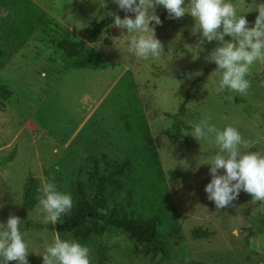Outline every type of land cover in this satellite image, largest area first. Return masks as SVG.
<instances>
[{"label":"rangeland","instance_id":"1","mask_svg":"<svg viewBox=\"0 0 264 264\" xmlns=\"http://www.w3.org/2000/svg\"><path fill=\"white\" fill-rule=\"evenodd\" d=\"M34 1L48 12L50 21L0 70V84L13 90L6 110L0 112V222L17 215L24 221L22 228L49 224L38 214V204L32 209L24 204V184L31 176L54 180L60 190L72 194L74 201L72 182L88 155L112 154L105 132L115 129L116 124L115 112L104 105L95 110L94 117L93 113L82 117L81 110L90 104L82 99L85 81L92 75L101 77L100 81L92 79L89 90L104 89L103 97L107 87L127 71L133 74L151 127L176 220L161 228L171 247L167 261L160 256L153 259L142 245L116 228L84 242L73 233L62 237L56 230L32 225L24 230L31 241L30 250L35 252L29 253L28 264H43L40 254L54 232L86 245L91 264H264V202H253L251 194L241 191L228 206L217 209L204 191L211 179L210 165L200 164L214 154L212 143L185 135L192 124L210 117L218 127L235 125L252 143L250 151L264 152V63L253 66L247 94L218 91L217 66L206 59L218 42L204 40L198 48L201 33L193 32L195 19L189 13L169 18L163 6H156L162 23L154 30L165 54L159 61H143L127 52L129 36L114 23L90 38L91 23L113 16L109 13L123 19L125 13L113 0H104L103 6L100 0ZM237 2L244 10L251 9L244 15L248 26H253L257 5L264 0ZM4 16L0 11V18ZM66 37L86 42L101 54L100 73L72 67L76 59H68L57 47ZM176 117L181 118L179 126L189 144L168 135L176 131ZM219 172L222 174L223 169ZM198 228L211 234L196 237L193 231Z\"/></svg>","mask_w":264,"mask_h":264},{"label":"trees","instance_id":"2","mask_svg":"<svg viewBox=\"0 0 264 264\" xmlns=\"http://www.w3.org/2000/svg\"><path fill=\"white\" fill-rule=\"evenodd\" d=\"M0 11L5 13L0 18L2 70L50 18L48 12L34 0H0ZM112 23L113 16L91 23L90 38H95L97 33ZM57 47L68 59H76L72 62L75 69L97 70L101 65V54L89 48L86 42L66 37L58 41ZM12 95L13 90L0 84V112L6 110L7 100ZM102 105L112 109L116 115L115 129L105 132L112 154L101 152L87 156L72 182L73 208L62 217V222L55 225L28 224L22 231L32 225L37 229L46 227L56 230L62 237L65 233H73L78 240L85 242L91 240L92 236H102L116 228L142 245L145 253L153 259L160 256V260L167 261L171 257V247L161 228L176 220L175 208L131 71L125 72ZM180 124L181 118L176 117V131H169L168 135L186 140L189 144ZM41 182L31 176L24 184L23 199L29 209L38 204ZM210 234L200 228L193 231V235L200 238Z\"/></svg>","mask_w":264,"mask_h":264},{"label":"clouds","instance_id":"3","mask_svg":"<svg viewBox=\"0 0 264 264\" xmlns=\"http://www.w3.org/2000/svg\"><path fill=\"white\" fill-rule=\"evenodd\" d=\"M125 15H113V23L128 34L127 52L143 61H159L165 54L154 27L162 23L156 6H163L169 18L189 13L195 19L193 32L199 30L201 41L218 44L206 58L217 66L218 91L247 94L254 65L264 63V3L257 5L258 15L249 27L244 10L237 0H113ZM103 6L104 0H100ZM132 13L134 15H128ZM152 25V26H150ZM225 36L230 39H225ZM166 66V65H165ZM199 142L211 141L214 154L200 164H209L210 182L205 185L207 198L217 209L228 206L241 191L251 194L252 201L264 202V152L250 151L252 143L245 140L238 127L226 124L218 127L210 117L191 125L185 135ZM223 169L221 174L219 170ZM37 212L45 224L62 222L73 208V196L60 190L54 180L45 179L38 189ZM23 220L10 215L0 222V264H28L31 241L22 231ZM42 255L43 264H91L89 248L78 240L61 238L53 233Z\"/></svg>","mask_w":264,"mask_h":264},{"label":"crops","instance_id":"4","mask_svg":"<svg viewBox=\"0 0 264 264\" xmlns=\"http://www.w3.org/2000/svg\"><path fill=\"white\" fill-rule=\"evenodd\" d=\"M95 71V73L97 74V73H100V71L99 70H94ZM125 74V73H124ZM124 74H122L121 76H120V78H118V80L114 83V85L112 86V87H110V88H108L107 87V91H105L106 93H105V96H103V97H101L103 94H104V89L102 90H100V91H98V92H96V91H94L93 89H92V91H90L89 89H90V87H91V84L93 85V83H91V81H92V79H95V80H101V77H98L97 79H96V75H92V77L90 78V79H88L87 81H85V82H87V85H86V88H85V90L83 91L82 90V94H83V96H82V99H83V102H87V101H89L90 102V104L87 106V108L86 109H83V110H81V113H82V117H87L88 118V116L90 115V113H95L97 110V108L100 106V105H102V103L104 102V99L107 97V95L116 87V85L119 83V80L121 79V77L124 75ZM89 83H90V85H89ZM87 92H90V93H88L87 94ZM93 92H96V95H95V97H92L91 96V94H93ZM89 96H91V100H90V97ZM98 96V97H97ZM101 97V98H100ZM81 99V100H82ZM93 109V111L91 112V110ZM96 110V111H95ZM95 111V112H94ZM87 114H88V116H87ZM92 115V114H91ZM78 129V128H77ZM77 129H76V131H77Z\"/></svg>","mask_w":264,"mask_h":264}]
</instances>
